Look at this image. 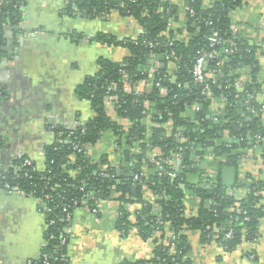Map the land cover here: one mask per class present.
<instances>
[{"label": "trees", "instance_id": "trees-1", "mask_svg": "<svg viewBox=\"0 0 264 264\" xmlns=\"http://www.w3.org/2000/svg\"><path fill=\"white\" fill-rule=\"evenodd\" d=\"M186 1L188 27L193 32L188 42L174 38L169 30L177 13L172 0H67L63 9L67 15L97 18L117 11L134 19L141 31L133 38L120 39L104 32L91 38L128 50V55L119 61L100 57L98 70L77 86V98L90 101L94 116L73 127L59 124L52 127L56 139L44 147V170H37L27 157L31 165H23L26 158L22 157L0 175L3 188L6 182L25 190H30L36 181L41 186L57 185L54 191L50 190L55 198L48 203L57 209L51 216L54 223L48 225L42 251L47 252L50 264L69 263L66 231L69 222L61 206L70 204L74 210L73 199L80 203L83 198L94 206L92 195L120 202L116 227L122 235L136 229L142 237L155 240L152 259L124 260L121 264H187L184 230L190 228L200 229L205 241L216 239L226 251L234 250L244 240L259 237L264 222V180L252 176L248 184L237 181L233 187L224 186L221 180V167L234 165L238 169L250 149L255 150L254 159H264V141L256 138L257 134L264 136V102L258 99L263 88L256 49L238 36L235 53H225L223 45L216 46L221 53L212 59L209 70L222 73L217 83L211 85L214 96L223 103L218 110L212 108V99L202 94L203 85L191 73L196 57L210 49L208 36L212 31H219L224 45H228L227 40L233 35L231 13L247 0H210L208 4L205 0ZM24 3V0H0V45L7 26H17L22 21ZM173 52L177 58L172 57ZM170 62L174 64L173 71L169 70ZM154 64L156 70L152 73ZM243 73H248L251 79L243 81ZM143 82L151 84V91L126 90L127 84L135 87ZM162 88L167 89V96H161ZM107 94L118 96L115 111L120 118L130 121L128 129L108 114ZM194 105L199 110H194ZM148 120L154 126L149 127ZM108 130L118 137L120 174L107 156L94 161L86 153L85 145L94 147ZM226 133L228 142L223 139ZM175 153L184 159L180 170L171 161ZM184 153L189 156L184 158ZM210 153L224 159L217 160L216 176H210L206 182V169L193 162L190 155L205 161ZM153 158L159 163L153 162ZM105 163L108 167L101 169ZM230 188L234 192L241 188L248 191L240 196L229 194ZM188 191L200 200L197 214L191 217L186 214ZM147 192L158 197L149 201L145 198ZM134 203L141 206L135 212V220L128 207ZM229 230L233 236L226 238ZM172 233L176 235L173 239ZM62 236L66 238L63 245ZM171 243L175 252H171ZM63 256L66 260L61 262L59 258ZM41 257L42 254L33 262L40 264Z\"/></svg>", "mask_w": 264, "mask_h": 264}, {"label": "crops", "instance_id": "crops-1", "mask_svg": "<svg viewBox=\"0 0 264 264\" xmlns=\"http://www.w3.org/2000/svg\"><path fill=\"white\" fill-rule=\"evenodd\" d=\"M24 1L22 21L17 26H7L0 45V175L22 157L44 170V147L55 139L52 127L58 124L73 127L94 116L90 101L77 98V86L98 70L100 57L119 61L128 55V50L121 45L91 41V38L98 32L120 39L133 38L141 31L134 19L117 11L107 17L70 16L63 12L67 0ZM172 1L177 13L169 30L174 38L188 42L193 36L188 27V2ZM231 17V28L236 35L256 49L263 88L258 99L264 102V0H247L232 11ZM173 67L170 62L169 70L173 71ZM250 79L248 73H243V81ZM140 87L151 91L150 83H142ZM216 104L220 106L222 102ZM106 109L124 129L129 128L130 121L120 118L107 102ZM148 123L149 127L154 126L150 120ZM117 138L112 130L105 131L91 148L92 160L98 161L105 155L112 163L119 164ZM223 139H230L227 133ZM222 159L214 154L208 156L206 178L216 176L214 167ZM237 174L241 184H248L252 176L264 180L262 159L256 160L249 153L240 160ZM245 189L237 190L240 196ZM145 198L154 201L155 194L147 192ZM199 203L188 191L186 213L196 214ZM119 206L120 202L111 198L103 202L98 213L83 207L74 210L66 228L68 264H121L124 260L153 258L156 249L153 237L144 238L136 229L122 235L117 229ZM140 207L139 203L129 206L134 220ZM47 229V217L32 196L9 192L0 186V264H29L39 257L46 245ZM184 235L187 264H264V222L256 241L244 240L231 251H226L216 239L205 241L200 229H185Z\"/></svg>", "mask_w": 264, "mask_h": 264}, {"label": "built area", "instance_id": "built-area-1", "mask_svg": "<svg viewBox=\"0 0 264 264\" xmlns=\"http://www.w3.org/2000/svg\"><path fill=\"white\" fill-rule=\"evenodd\" d=\"M193 13V11H192ZM232 32H233V35L231 38H229L227 40V43L228 45H224L225 41L224 39L221 37L219 31L217 30H214L212 31L209 36H208V40H209V45H210V49L208 50H205V51H202L200 52V54L196 57L195 59V62L193 64V67L191 69V73L193 75V78L196 82L200 83L203 85V90H202V94L205 95L207 98H211L213 103H212V108L215 109L217 107V110L220 109V107H222L223 103L220 105V106H217V98L214 96L213 92H212V88H211V85L212 84H215L217 83V80L218 78L222 75V73L220 71H217V70H212L210 71L209 70V65H210V62L212 61V59H214L216 56H218L221 52L216 48V46L218 45H223L222 47V51L225 52V53H235L237 50H238V45H237V42H236V38H237V35L236 33L233 31L232 29ZM172 44V43H171ZM174 56V58H177V56H175V53L173 52L172 53V57ZM170 56L169 55H166V58H169ZM158 66V64H156V67ZM156 67L155 65H153L151 67V72L154 73L155 70H156ZM173 79V78H172ZM174 80V79H173ZM147 82H143V84H145ZM159 84V83H158ZM126 90L128 92H132L133 90L136 92V93H141V92H146L144 91L141 87H140V84L139 85H135V87H132L131 84H127V87H126ZM168 94V91L166 88H162V91H161V96L162 95H165L167 96ZM118 101V96L117 95H113V94H107L105 96V103L107 102L108 105L112 108L115 109L116 107V102ZM221 102V101H220ZM264 108V106H263ZM193 109L194 110H199V106L198 105H194L193 106ZM216 110V109H215ZM54 132V131H53ZM256 138L260 141H264V136L262 135H259L257 134L256 135ZM55 139H56V136H55ZM54 139V140H55ZM230 140V139H229ZM227 140V142L229 141ZM227 145H230V143H227ZM85 147L87 148L86 150V153H90L91 151V148L92 146H88V145H85ZM210 149V148H209ZM253 150L254 149H250L249 150V153L252 155L253 153ZM255 151V150H254ZM210 155H212V153H210ZM209 155V156H210ZM153 157V156H152ZM181 158V155L180 153H175L172 155V158H171V161L173 162H176ZM263 158H262V162H263ZM200 161V160H199ZM31 161L29 159H24L23 161V165H31L30 163ZM153 162L155 163H159L158 160L154 159L153 158ZM112 166L114 167H117V170L119 167L118 164L116 163H111ZM108 163H105L101 166V169H106L108 167ZM36 167V165H35ZM36 169L38 170V168L36 167ZM73 173H77V172H73ZM170 175H174L173 173L170 174ZM57 185L56 184H53L51 185L50 187L46 186V185H43L41 186L40 183H38V181L36 182H32V185H31V188L30 190H25V189H21L17 186H12L10 185L9 182H6L4 184V188L6 190H8L9 192H14V193H21V194H24V195H29V196H32L38 207H39V210L42 211L46 217H47V221H48V225L50 224H53L54 223V218L51 216H53L55 214V211H56V206H52V205H49V201H54V195L50 193V190H53L56 189ZM113 188H115V186L113 185L112 186ZM49 191H45V190H48ZM248 190L245 189V192L244 194L247 192ZM228 193L229 194H234V195H239V192L237 191V189H235V192L230 188L228 190ZM158 196L155 195V199L157 198ZM61 199L65 200L64 197H61ZM91 199H93V202H94V206H91L89 204V202L87 201V199L83 198L81 200V202L79 203L78 200H74L73 199V203L74 205L77 207V205H79L80 207H83L85 208L86 210L88 211H91L93 213H98L99 210L101 209L102 207V204L104 201H108L109 199L111 198H101V197H97L96 195H92L91 196ZM58 206V205H57ZM130 206V204H128V207ZM62 209V213L64 214V217L65 219L70 223L71 219H72V216H73V212L75 209L73 210V208L71 207L70 204H65L63 206H61ZM187 209V208H186ZM187 216L191 217V216H194L196 215L195 213L194 214H191L189 215L188 213H186ZM172 237L171 239L175 238L176 235L175 234H171ZM233 236V232L232 230H229L228 232H226L225 234V237L226 238H231ZM52 236L50 235V238ZM257 239H255L254 241H256ZM66 242V238L65 236H62V239H61V245L65 244ZM171 245L173 246L171 252H175L174 250V243H171ZM56 247H59V244L56 245ZM252 257H255L254 254L251 255ZM42 262L40 264H50L49 261H48V254L47 252L45 253H42ZM59 260H61V262L64 260H66V258H64V256L62 258H59ZM29 264H36L32 261H29Z\"/></svg>", "mask_w": 264, "mask_h": 264}, {"label": "water", "instance_id": "water-1", "mask_svg": "<svg viewBox=\"0 0 264 264\" xmlns=\"http://www.w3.org/2000/svg\"><path fill=\"white\" fill-rule=\"evenodd\" d=\"M162 66H164V64L162 63ZM222 135V134H221ZM184 158H187L189 156L188 153H184ZM192 158V161L201 165V167L203 169H207L208 167V163L206 161H199L196 157L195 154L190 155ZM184 163V159L180 158L177 161V169L180 170L181 165ZM187 169H191V166H187ZM118 173H121V168H118ZM210 178V175H208V177L205 179V181L207 182ZM221 180H222V184L226 187H233L236 185L237 181H238V174H237V168L234 165H223L221 167Z\"/></svg>", "mask_w": 264, "mask_h": 264}, {"label": "rangeland", "instance_id": "rangeland-1", "mask_svg": "<svg viewBox=\"0 0 264 264\" xmlns=\"http://www.w3.org/2000/svg\"><path fill=\"white\" fill-rule=\"evenodd\" d=\"M108 15H106V17H107ZM198 159V158H197ZM199 160V159H198Z\"/></svg>", "mask_w": 264, "mask_h": 264}]
</instances>
